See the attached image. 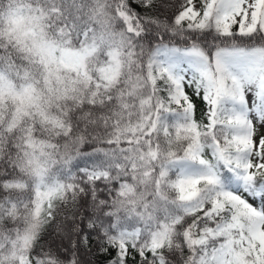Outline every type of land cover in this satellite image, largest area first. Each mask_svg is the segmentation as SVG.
Segmentation results:
<instances>
[{"label":"snow or ice","instance_id":"obj_1","mask_svg":"<svg viewBox=\"0 0 264 264\" xmlns=\"http://www.w3.org/2000/svg\"><path fill=\"white\" fill-rule=\"evenodd\" d=\"M0 264H264V0H0Z\"/></svg>","mask_w":264,"mask_h":264},{"label":"trees","instance_id":"obj_2","mask_svg":"<svg viewBox=\"0 0 264 264\" xmlns=\"http://www.w3.org/2000/svg\"><path fill=\"white\" fill-rule=\"evenodd\" d=\"M84 151H91V146H85L84 147V149H83ZM114 254V253H113ZM88 259H93V260H95L96 258L95 257H88ZM100 259H106V258H100Z\"/></svg>","mask_w":264,"mask_h":264}]
</instances>
